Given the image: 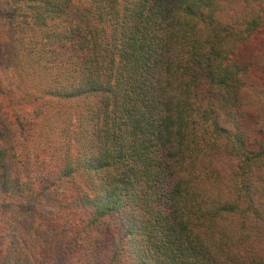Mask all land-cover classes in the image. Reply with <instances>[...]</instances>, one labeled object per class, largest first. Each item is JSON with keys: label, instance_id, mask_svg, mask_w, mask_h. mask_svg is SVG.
<instances>
[{"label": "trees", "instance_id": "16d2710c", "mask_svg": "<svg viewBox=\"0 0 264 264\" xmlns=\"http://www.w3.org/2000/svg\"><path fill=\"white\" fill-rule=\"evenodd\" d=\"M0 95L71 107L0 122V264H264V0H0Z\"/></svg>", "mask_w": 264, "mask_h": 264}, {"label": "rangeland", "instance_id": "374dc122", "mask_svg": "<svg viewBox=\"0 0 264 264\" xmlns=\"http://www.w3.org/2000/svg\"><path fill=\"white\" fill-rule=\"evenodd\" d=\"M39 102L35 103L34 106L36 107ZM69 106H51L50 107V113L48 118L39 119L37 122V125L33 126V130L36 132H33L32 130L27 132L26 138L24 139V143L21 145L20 150L22 153H29V152H38L39 149L42 147L45 148L46 145V139H43L44 136L49 137L51 140V148H62V146L65 148L64 142L66 139L62 137L61 135H57V131L60 126H64L65 122H63L64 119V112L70 110ZM57 111L60 115L55 116L54 112ZM54 117L58 119V123L55 124L53 121L55 120ZM56 131V132H55ZM44 135H41V133Z\"/></svg>", "mask_w": 264, "mask_h": 264}, {"label": "clouds", "instance_id": "9594fccd", "mask_svg": "<svg viewBox=\"0 0 264 264\" xmlns=\"http://www.w3.org/2000/svg\"><path fill=\"white\" fill-rule=\"evenodd\" d=\"M3 88H9L10 85L7 80L2 83ZM21 115H29L32 112L30 107H23L19 110ZM17 110L14 109L5 95H0V122L10 127L14 133L13 143L17 146L24 143L23 136L20 133L18 126L15 124Z\"/></svg>", "mask_w": 264, "mask_h": 264}]
</instances>
